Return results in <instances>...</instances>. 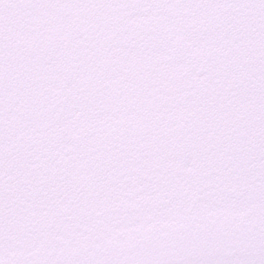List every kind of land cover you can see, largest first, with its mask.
I'll use <instances>...</instances> for the list:
<instances>
[{
  "label": "snow or ice",
  "instance_id": "6c2138e0",
  "mask_svg": "<svg viewBox=\"0 0 264 264\" xmlns=\"http://www.w3.org/2000/svg\"><path fill=\"white\" fill-rule=\"evenodd\" d=\"M0 264H264V0H0Z\"/></svg>",
  "mask_w": 264,
  "mask_h": 264
}]
</instances>
